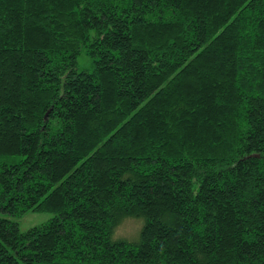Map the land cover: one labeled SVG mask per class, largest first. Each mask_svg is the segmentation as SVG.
Returning <instances> with one entry per match:
<instances>
[{
    "label": "trees",
    "instance_id": "trees-1",
    "mask_svg": "<svg viewBox=\"0 0 264 264\" xmlns=\"http://www.w3.org/2000/svg\"><path fill=\"white\" fill-rule=\"evenodd\" d=\"M0 214V264H264V0H0Z\"/></svg>",
    "mask_w": 264,
    "mask_h": 264
},
{
    "label": "rangeland",
    "instance_id": "rangeland-1",
    "mask_svg": "<svg viewBox=\"0 0 264 264\" xmlns=\"http://www.w3.org/2000/svg\"><path fill=\"white\" fill-rule=\"evenodd\" d=\"M93 69H94V63L92 59L88 57L85 54V52H81V54H79L76 57V71L77 72L84 71L91 73ZM51 217L52 215L48 213L28 212L17 220L18 230L20 232H23L32 226H36L47 221ZM142 224H143L142 219H135V218L124 219L121 222V224L116 228L113 238L124 239L132 243L137 242Z\"/></svg>",
    "mask_w": 264,
    "mask_h": 264
}]
</instances>
